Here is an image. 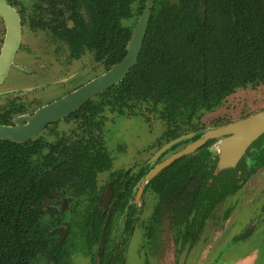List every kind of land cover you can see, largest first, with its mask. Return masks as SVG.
I'll list each match as a JSON object with an SVG mask.
<instances>
[{
	"label": "flooded vegetation",
	"instance_id": "af4514ba",
	"mask_svg": "<svg viewBox=\"0 0 264 264\" xmlns=\"http://www.w3.org/2000/svg\"><path fill=\"white\" fill-rule=\"evenodd\" d=\"M5 1L18 16L20 40L0 83V125L3 126H15L19 118L34 115L121 61L147 3V0ZM175 1L152 0L144 38L153 8ZM205 10L204 0L203 13ZM126 34L124 53L117 59L111 53L112 48L116 38ZM5 36L6 24L0 16V56ZM106 42L110 45L104 50ZM131 68L119 82L96 93L61 119L47 122L28 140L8 141L34 143L30 153L32 161L35 165L46 166L45 171L54 178L47 194L41 196L38 208L57 243L64 244L66 259L69 260L67 241L74 234L84 247H96L91 264H124L130 239L142 226L146 240L142 247L146 245L152 256H157L159 248L172 246L179 251L177 258L174 252L171 255L174 263L179 264L182 256L181 264H185L207 220L215 209L224 205L227 208L221 227L200 249L201 256L206 257L211 252L212 242L220 240L223 233L227 235L228 223L238 205L235 197L247 188L251 190V184L259 180L258 172L264 171V132L247 147L238 150V146L233 161H228L220 170L217 169L220 159L217 142L226 135L209 138L192 149L191 145L208 128L264 110V106L256 107L253 94L248 93L257 89L264 94V70L255 80L234 86L212 109H197L190 117L164 101L140 96L118 97L111 89ZM44 69L61 72L50 80L45 79L47 73L41 71ZM85 70L92 73L85 75L82 73ZM237 92L243 93L244 98L236 118L224 120L220 117L211 126L201 122L203 112V115L215 113L223 101ZM108 111L116 116L109 123L105 116ZM133 116L143 117L148 123L147 131L157 129L159 134L153 143L136 153L137 160H131L128 165L114 164L116 151L122 152L123 147L111 145L110 127L118 117ZM178 153L181 154L154 173L157 166ZM101 156L106 166L97 169L95 161ZM93 163L88 173L82 172L75 177L69 173V168L78 165L80 169L87 168ZM104 173L106 177L101 178ZM71 178H77L79 183L72 184ZM82 202L84 208L80 209ZM91 216L96 227L92 222L87 226ZM253 223L254 219L245 232L232 239L247 237ZM61 228L64 231L59 230Z\"/></svg>",
	"mask_w": 264,
	"mask_h": 264
},
{
	"label": "trees",
	"instance_id": "16d2710c",
	"mask_svg": "<svg viewBox=\"0 0 264 264\" xmlns=\"http://www.w3.org/2000/svg\"><path fill=\"white\" fill-rule=\"evenodd\" d=\"M176 1L153 8L137 62L111 90L120 98L170 103L191 117L264 70V0H205L204 13L200 0ZM127 38H116L115 58L123 55ZM32 144L0 139V264H71L64 244L40 217L38 203L54 178L32 161ZM102 159L96 158L97 169L106 166ZM93 166L78 165L69 173L75 177ZM90 222L96 227L92 216Z\"/></svg>",
	"mask_w": 264,
	"mask_h": 264
},
{
	"label": "rangeland",
	"instance_id": "374dc122",
	"mask_svg": "<svg viewBox=\"0 0 264 264\" xmlns=\"http://www.w3.org/2000/svg\"><path fill=\"white\" fill-rule=\"evenodd\" d=\"M41 71L44 74L47 73L45 79L50 80L59 76L61 72L52 69ZM82 73L89 75L92 71L85 70ZM256 90H251L248 93L253 94L256 107H263V91ZM243 98V93H234L231 98L223 101L220 108L214 110L215 113L203 115V112L201 122L211 126L210 124L220 117L224 120L236 118L238 116L239 104ZM166 112L164 111V113ZM106 114L108 123L116 118V116L114 117V113L108 111ZM147 126L148 123L140 116H133L131 118L118 117L116 119V122L110 127V141L114 148L118 145L122 146L123 149L122 152L116 151L114 164L125 163L128 165L131 160H137L139 157H136V153L155 141L159 132L157 129L148 132ZM258 175L259 180L255 185L251 184V190L247 188L244 193L241 191L235 197L238 205L228 223L227 235L225 236V233H223L220 240L217 242L213 241L211 252L206 257L201 256L200 249H203V244L208 238H212L213 233L215 237L221 227L222 216L227 208L223 205V207L219 206L215 209L213 216L207 220L203 231L199 235V239L195 243L196 247L192 248L188 253L185 264H264V217H262V213L264 212V171H259ZM100 177L105 178L106 173ZM83 205L82 202L79 208L83 209ZM148 206L151 207L150 204ZM252 219H254L255 223L251 225L252 231L250 234L243 239L233 240L232 238L235 235L242 231L245 232V228ZM143 230L142 226L135 230L127 246L124 264H175L171 255L174 252L177 258L179 254L178 249L172 248V246L161 247L158 250L157 256L156 254L152 256V251H147L146 245L142 247L146 242ZM95 248V246L84 247L82 242L72 234L67 241V256L71 264H91L90 260H92L91 257L95 254ZM203 252L207 251L204 250Z\"/></svg>",
	"mask_w": 264,
	"mask_h": 264
},
{
	"label": "water",
	"instance_id": "95a60500",
	"mask_svg": "<svg viewBox=\"0 0 264 264\" xmlns=\"http://www.w3.org/2000/svg\"><path fill=\"white\" fill-rule=\"evenodd\" d=\"M151 4L152 0H147L145 9L143 10L136 28L128 42L127 54L121 61L116 63L106 73H103L66 97L37 110L34 115L19 118L15 121V126L0 125V139L13 142H24L40 131L47 122L61 119L66 113L76 109L96 93L119 82L137 60L146 31ZM203 10L204 0L201 1L200 12L203 13ZM0 16L4 19L6 24L5 44L0 56L1 83V80L5 76L7 66L18 46L20 40V26L16 12L6 3L5 0H0ZM22 121H25V124H23ZM263 132L264 110H260L243 119L225 125L208 128L203 132L202 137L191 145V149L197 147L209 138L226 135L217 142V148L220 151V159L217 163V169L220 170L226 166V163L228 164V161H233L238 150L247 147L253 139ZM237 148L238 150H236ZM224 153L225 155L223 156ZM180 154L181 153L176 154L169 160L157 166L154 173ZM59 230L64 231L62 228ZM63 235L64 233H62L60 237H63ZM184 253L185 252H183V254ZM181 259L182 256L179 260V264H181Z\"/></svg>",
	"mask_w": 264,
	"mask_h": 264
}]
</instances>
